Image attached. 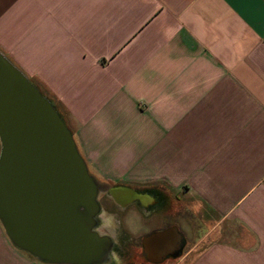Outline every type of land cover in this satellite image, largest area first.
<instances>
[{
    "label": "crops",
    "instance_id": "obj_1",
    "mask_svg": "<svg viewBox=\"0 0 264 264\" xmlns=\"http://www.w3.org/2000/svg\"><path fill=\"white\" fill-rule=\"evenodd\" d=\"M0 50L100 183L149 192L121 207L136 232L183 233L145 262L264 264V0H0ZM169 191L201 205L197 238L165 222Z\"/></svg>",
    "mask_w": 264,
    "mask_h": 264
},
{
    "label": "water",
    "instance_id": "obj_2",
    "mask_svg": "<svg viewBox=\"0 0 264 264\" xmlns=\"http://www.w3.org/2000/svg\"><path fill=\"white\" fill-rule=\"evenodd\" d=\"M0 222L14 246L50 264H108L113 235L99 228L102 184L54 102L0 50ZM122 202L139 193L108 188ZM124 206V203H122ZM177 226L142 237L143 254Z\"/></svg>",
    "mask_w": 264,
    "mask_h": 264
},
{
    "label": "rangeland",
    "instance_id": "obj_3",
    "mask_svg": "<svg viewBox=\"0 0 264 264\" xmlns=\"http://www.w3.org/2000/svg\"><path fill=\"white\" fill-rule=\"evenodd\" d=\"M167 200L168 206L173 212L165 216V222L168 224L172 222L178 224L189 239L197 238L201 234V228L199 229L198 226L199 221H201V205H199V202L183 193L174 194L170 191L167 192ZM99 201L103 208L99 228L113 235L120 248V251H114V259L108 264H149L140 255L142 234L135 230L136 223L139 224L140 222V217L134 213V207L131 206L125 212L118 214L115 211L118 205H116L109 192L101 193ZM105 217L110 219V222L108 226L103 227L105 225L103 218ZM148 223L152 225L150 222ZM124 228L126 229V233ZM131 237L132 239H129ZM33 258L38 259L13 245L0 222V264H25V260Z\"/></svg>",
    "mask_w": 264,
    "mask_h": 264
},
{
    "label": "flooded vegetation",
    "instance_id": "obj_4",
    "mask_svg": "<svg viewBox=\"0 0 264 264\" xmlns=\"http://www.w3.org/2000/svg\"><path fill=\"white\" fill-rule=\"evenodd\" d=\"M102 184V183H101ZM102 186H103V190H101L100 191V194L101 193H106V192H108V188H106L105 189V185H103L102 184ZM116 186H123V187H129V188H132V189H134V190H136L139 194L137 195V196H134L131 200L130 199H128V201L126 200L125 202H123L124 200H123V198L122 197H120V199L122 200V202H119L116 198H114V197H112L113 199H114V202L116 203V205H118V207H116V209L117 210H115L116 212H118V214L120 213V211L122 210L121 209V207H124L123 209H125L126 207H128L129 205H131V204H133L134 203V201H139V200H142V201H144L146 204H148L149 202H150V197H149V192L148 191H142V190H140L139 188H136V187H132V186H128V185H114V186H112V187H116ZM110 188V187H109ZM105 189V190H104ZM110 194V193H109ZM100 196V195H99ZM122 203H124V206H122ZM129 239H132V237L131 238H129ZM116 240V239H115ZM125 241H127V240H125ZM141 241H142V238H141ZM118 242H117V240H116V244H115V246H114V248H113V251H120V248L118 247Z\"/></svg>",
    "mask_w": 264,
    "mask_h": 264
},
{
    "label": "bare ground",
    "instance_id": "obj_5",
    "mask_svg": "<svg viewBox=\"0 0 264 264\" xmlns=\"http://www.w3.org/2000/svg\"><path fill=\"white\" fill-rule=\"evenodd\" d=\"M105 214H106V212H104ZM104 220H103V222H105L104 224L105 225H103V227H105V226H108L109 224V222H110V219H108L107 217H105V218H103ZM101 231H103V230H101ZM113 232V231H112ZM113 233H115V232H113Z\"/></svg>",
    "mask_w": 264,
    "mask_h": 264
}]
</instances>
